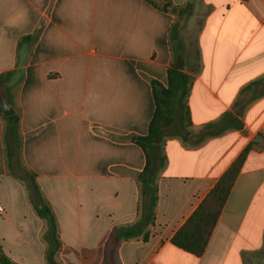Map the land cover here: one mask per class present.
I'll list each match as a JSON object with an SVG mask.
<instances>
[{"label":"crops","instance_id":"0c3cea01","mask_svg":"<svg viewBox=\"0 0 264 264\" xmlns=\"http://www.w3.org/2000/svg\"><path fill=\"white\" fill-rule=\"evenodd\" d=\"M153 83L174 91L190 139L162 137L155 222L117 245L116 264H264V0H0V247L13 263L50 261L47 223L9 167L7 118L17 167L56 218L55 262L105 264L115 230L141 217L147 158L131 138L148 135ZM246 150L205 253L177 248Z\"/></svg>","mask_w":264,"mask_h":264},{"label":"trees","instance_id":"16d2710c","mask_svg":"<svg viewBox=\"0 0 264 264\" xmlns=\"http://www.w3.org/2000/svg\"><path fill=\"white\" fill-rule=\"evenodd\" d=\"M187 9L188 7L180 10L175 9L173 12L182 17L183 12ZM152 85L156 110L149 126L148 135L131 138L132 142L145 152L147 158L145 170L137 177L141 188V217L136 224L119 227L115 230L107 245L105 264H116L114 259L115 249L121 241H129L140 237H143L145 241L148 240V234L145 232L155 222V210L158 203L157 174L164 166L165 161L160 147L162 137L168 133H174V135L182 136L186 140L190 139V134L186 132L184 126V113L175 112L168 103L174 98V91L172 89L165 90L156 83ZM7 120L9 122L5 138L7 159L9 167L13 170L15 161L17 163L20 161L19 117L13 115L7 118ZM169 129L172 130L168 131ZM204 135H206V130L201 134V136ZM247 155L248 150L243 152L230 169L220 178L197 210L174 235L172 239L173 245L197 258L205 253L213 231L243 169ZM23 172L25 173L24 176H20L16 171L14 175L27 185L31 204L39 218L47 223L48 227L43 239L48 245L47 259L53 261L61 249L56 218L49 204L45 201L35 176L25 170ZM0 264H15L3 253L1 247Z\"/></svg>","mask_w":264,"mask_h":264},{"label":"water","instance_id":"95a60500","mask_svg":"<svg viewBox=\"0 0 264 264\" xmlns=\"http://www.w3.org/2000/svg\"><path fill=\"white\" fill-rule=\"evenodd\" d=\"M2 104H3V112H4V115H5L6 117H9V116H11V115L14 114L13 109H12L11 106L7 103V101H6L5 99H3ZM52 264H56V263L52 262Z\"/></svg>","mask_w":264,"mask_h":264},{"label":"rangeland","instance_id":"374dc122","mask_svg":"<svg viewBox=\"0 0 264 264\" xmlns=\"http://www.w3.org/2000/svg\"><path fill=\"white\" fill-rule=\"evenodd\" d=\"M2 94H3V92H2ZM177 113H180L179 111L177 112ZM176 126H177V124H176ZM175 126V127H176ZM172 129H169L168 131H171ZM18 164L19 163H17L16 161H15V167L17 168V171H18V174L20 175V176H24L25 175V173L22 171V170H24L23 168L22 169H20V167H19V169H18ZM20 165V164H19ZM56 260H53V261H50L49 262V264H52V262H54V263H56V264H58L57 262H55Z\"/></svg>","mask_w":264,"mask_h":264},{"label":"built area","instance_id":"2783aa9c","mask_svg":"<svg viewBox=\"0 0 264 264\" xmlns=\"http://www.w3.org/2000/svg\"><path fill=\"white\" fill-rule=\"evenodd\" d=\"M0 211H2V209L0 208Z\"/></svg>","mask_w":264,"mask_h":264}]
</instances>
